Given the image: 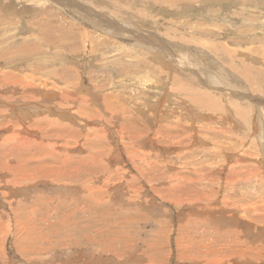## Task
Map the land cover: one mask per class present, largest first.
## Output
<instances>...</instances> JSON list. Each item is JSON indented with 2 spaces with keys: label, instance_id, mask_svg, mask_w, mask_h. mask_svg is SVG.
Listing matches in <instances>:
<instances>
[{
  "label": "rangeland",
  "instance_id": "rangeland-1",
  "mask_svg": "<svg viewBox=\"0 0 264 264\" xmlns=\"http://www.w3.org/2000/svg\"><path fill=\"white\" fill-rule=\"evenodd\" d=\"M4 1L0 264H264V0Z\"/></svg>",
  "mask_w": 264,
  "mask_h": 264
},
{
  "label": "bare ground",
  "instance_id": "bare-ground-1",
  "mask_svg": "<svg viewBox=\"0 0 264 264\" xmlns=\"http://www.w3.org/2000/svg\"><path fill=\"white\" fill-rule=\"evenodd\" d=\"M3 1H4V0H3ZM27 1H28V0H27ZM75 1H76V0H75ZM99 1H101V0H99ZM105 1H106V0H105ZM115 1H117V0H115ZM4 2H6V1H4ZM11 2H12V1H11ZM160 2H161V1H160ZM163 2H164V1H163ZM21 3H22V2H21ZM71 3H72V2H71ZM117 3H118V1H117ZM174 3H175V2H174ZM86 4H87V3H86ZM95 4H96V3H95ZM97 4H100V3H97ZM102 4H103V3H102ZM167 4H169V1H168ZM6 5H7V4H6ZM91 5H93V4H91ZM118 5H119V4H118ZM123 5H124V4H123ZM28 6H31V5L29 4ZM109 7H110V6H109ZM126 7H127V6H126ZM29 8H30V7H29ZM94 8H96V7L94 6ZM167 8H168V7H167ZM40 9H41V8H40ZM40 9H39V10H40ZM81 9L84 11V13H85L86 15H88V17L90 16V14H88V13H91V14H92V16L89 17V18L87 19L88 21H91V22L97 24V21L95 20V18H96L98 21H104V23L106 22V24H108L112 29H120V28H118V25H120V24H117L115 21H107L108 18H107L106 15H105L106 17H105V16H104V17L107 18V19H103V16H102L101 14L95 12V9H94V11H93V9L89 8L88 6L86 7V5H85V6H81ZM113 9H114V8H113ZM104 10H105V9H104ZM26 11H27V10H26ZM43 11H44V10H43ZM96 11H97V10H96ZM112 11H113V10H112ZM136 11H137V10H136ZM1 12H2V11H1ZM31 12H32V11H31ZM46 12H47V11H46ZM98 12H99V11H98ZM101 12H102V11H101ZM40 13H41V12H39V14H40ZM115 13H116V12H115ZM115 13H114V14H115ZM121 13H122V12H121ZM128 13H129V12H128ZM136 13H137V12H136ZM2 14H3V13H2ZM41 14H42V13H41ZM49 14L52 15L51 13H49ZM110 14H111V13H110ZM130 14H131V13H130ZM132 14H133V13H132ZM32 15H34V13H33ZM45 15H46V13H45ZM45 15H44V16H45ZM47 15H48V13H47ZM115 15H116V14H115ZM115 15H114V16H115ZM52 16H53V15H52ZM110 16L113 17V15H110ZM28 17H29V16H28ZM42 17H43V15L41 16V21H42V25L44 26V28H42V29H44V31H45V32H44L45 35H43V36L45 37V36L47 35V33H48V32H47L48 30L46 31L45 26H49L50 24L47 25V24H48V23H47V24L45 25V23H44V18H42ZM45 17H46V16H45ZM47 17H48V16H47ZM54 17H55V16H54ZM92 17L94 18V21H93V18H92ZM116 17H117V16H115V18H116ZM194 17H195V16H194ZM30 18H31V17H30ZM32 18H33V17H32ZM58 18H59V16H58ZM33 19H34V18H33ZM35 19H37V18H35ZM35 19H34V20H35ZM112 19H113V18H112ZM116 19H117V18H116ZM123 19H125V18L123 17ZM6 20H7V19H6ZM45 20H47V19H45ZM113 20H114V19H113ZM118 20H119V19H118ZM0 21H1V20H0ZM2 21H3V20H2ZM2 21H1L0 23H2ZM39 21H40V20H39ZM48 21H49V20H48ZM50 21H51V20H50ZM55 21L57 22V20H55ZM119 21H120V20H119ZM27 22H28V21H27ZM29 22H30V21H29ZM36 22H37V21H36ZM56 22H55V24H56ZM108 22H109V23H108ZM137 22H138V21H137ZM167 22H168V21H167ZM11 23H12V22H11ZM33 23H34V22H33ZM119 23H121V22H119ZM125 23H126V22H125ZM125 23L122 22V25L125 24ZM8 24H9V23H8ZM14 24H15V23H14ZM28 24H29V23H28ZM40 24H41V23H40ZM40 24H39V25H40ZM51 24H52V23H51ZM55 24H53V25L55 26ZM98 24H99V23H98ZM98 24H97V26H99ZM128 24H129V22H128ZM168 24H169V23H168ZM11 25H12V24H11ZM26 25H27V24H26ZM92 25H94V24H92ZM131 25H132V24H131ZM131 25H130V26H131ZM33 26H35V25H33ZM37 26H38V24H37ZM40 26H41V25H40ZM56 26H57V25H56ZM130 26H129V27H130ZM6 27H7V26H6ZM30 27H32V26H30ZM101 27H102V26H101ZM124 27H125V25H124ZM126 27H127V29L129 28L127 25H126ZM133 27H134V26H133ZM0 28H3V27H0ZM4 28H5V26H4ZM37 28H38V27H37ZM37 28H36V29H37ZM49 28H50V27H49ZM25 29H26V27H25ZM50 29H51V28H50ZM50 29H49V30H50ZM96 29L99 30L100 28L97 27ZM103 29H104V32H106L105 30H108L107 28H104V27H103L101 30H103ZM131 29H132V28H131ZM34 30H35V29H34ZM125 30H126V29H125ZM129 30H130V28H129ZM129 30H128V31H129ZM26 31H27V30H26ZM28 31H29V29H28ZM41 31H42V30H41ZM113 31H114V30H113ZM131 31H132V30H131ZM156 31H157V30H156ZM192 31H193V30H192ZM35 32H36V31H35ZM101 32H103V31H101ZM116 32H117V31H116ZM132 32H133V31H132ZM134 32H135V31H134ZM137 32H138V31H137ZM146 32H147V31H146ZM163 32H164V31H163ZM37 33H38V32H37ZM51 33H52V32H51ZM112 33H113V32H112ZM117 33H118V32H117ZM119 33H120V32H119ZM160 33H161V32H160ZM164 33H165V32H164ZM168 33H169V32H168ZM213 33H214V32H213ZM40 34H41V33H40ZM140 34H141V33H140ZM165 34H166V33H165ZM209 34H210V33H209ZM211 34H212V33H211ZM36 35H37V34H36ZM48 35H49V34H48ZM50 35H51V34H50ZM67 35H68V34H67ZM67 35H66V36H67ZM113 35H115V34H113ZM131 35H132V34H131ZM34 36H35V35H34ZM89 36H90V35H88V37H89ZM116 36H117V34H116ZM143 36H147V35H143ZM51 37H52V36H51ZM156 37H157V33H156V35H154V34L151 33V34L147 37V40H146V41L148 42V44H149L150 46H151L152 44L157 45V44L154 43V42L156 41V39H157ZM66 38H67V37H66ZM83 38H84V37H83ZM184 38H185V37H184ZM35 39H36V38H35ZM42 39H43V38H42ZM47 39H49V36H48ZM87 39H88V38H87ZM138 39H139V38H138ZM177 39H178V38H177ZM185 39H186V38H185ZM26 40H27V38H26ZM36 40H37V39H36ZM39 40H40V39H39ZM92 40H93V39H92ZM14 41H15V40H14ZM47 41H48V40H47ZM50 41H52V40H50ZM50 41H49V42H50ZM59 41H60V40H59ZM8 42H9V41H8ZM34 42H35V41H33V43H34ZM38 42H39V41H38ZM44 42H45V41H44ZM180 42H181V41H180ZM195 42H196V41H195ZM46 43H47V42H46ZM50 43H51V42H50ZM204 43H205V41H204ZM36 44H37V43H36ZM40 44H41V41H40ZM67 44H68V43H67ZM90 44H91V43H90ZM133 44H134V43H133ZM210 44H211V43H210ZM212 44H213V42H212ZM46 45H47V44H46ZM50 45H52V44H50ZM50 45H49V46H50ZM208 45H209V44H208ZM222 45H223V44H222ZM17 46H18V45H17ZM17 46H16V47H17ZM35 46H36V45H35ZM205 46H206V45H205ZM209 46H210V45H209ZM209 46H206V47H209ZM223 46H224V45H223ZM69 47H70V46H69ZM142 47H143V46H142ZM206 47H205V48H206ZM224 47H226V46H224ZM28 48H29V47H28ZM40 48H41V47H40ZM92 48H94V47L92 46ZM156 48H157V47H156ZM20 49H22V48H20ZM25 49H26V48H25ZM56 49H57V48H56ZM70 49H71V48H70ZM170 49H171V47H170ZM207 49H217V50L220 49V50H222L223 48H222L220 45L217 44V45H213L212 47L207 48ZM36 50H37V49H36ZM92 50H93V49H92ZM223 50H226V49H223ZM14 51H15V50H14ZM14 51H13V52H14ZM16 51H17V50H16ZM21 51H22V50H21ZM21 51H20V52H21ZM60 52H61V51H60ZM23 53H24V52H23ZM15 54H16V53H15ZM25 55H26V54H25ZM263 55H264V54H263ZM16 56H17V55H16ZM215 56H216V55H215ZM17 57H18V56H17ZM7 59H8V58H7ZM53 59H55V57H54ZM189 59H191V58H189ZM193 59H194V58H193ZM193 59H192V60H193ZM8 60H9V59H8ZM41 60H42V59H41ZM193 61H194V60H193ZM195 61H196V60H195ZM12 62H13V61H12ZM14 62H15V61H14ZM190 64H191V63H190ZM192 65H193V64H192ZM190 67H191V66H190ZM0 68H1V67H0ZM9 70H10V69H9ZM52 70H54V72H52V73H55V72H56L55 69H52ZM62 70H63V69H62ZM65 70H66V69H65ZM1 71H3V70H1ZM1 71H0V73H1ZM40 71H41V70H40ZM58 71H59V70H58ZM60 71H61V70H60ZM66 71H67V70H66ZM62 72H63V71H62ZM67 72H68V71H67ZM10 73H11V72H10ZM47 73H48V72H47ZM65 73H66V72H65ZM65 73H64V74H65ZM69 73H70V72H69ZM35 74H36V73H35ZM57 74H58V73H57ZM60 74H61V73H60ZM70 74H71V73H70ZM72 74H73V73H72ZM5 75H6V74H5ZM20 75H21V74H20ZM31 75H32V74H31ZM55 75H56V74H55ZM77 75H78V74H76V76H77ZM12 76H13V75H12ZM16 76H17V74H16ZM22 76H23V75H22ZM67 76H68V75H67ZM76 76H75V78H76ZM79 76H80V75H79ZM210 76H211V75H210ZM213 76H214V75H213ZM7 77H8V74H7ZM45 77H46V76H45ZM63 77H66V75H65V76L63 75ZM208 77H209V76H208ZM5 78H6V77H5ZM10 78H11V77H10ZM38 78H39V77H38ZM55 78H56V77H55ZM84 78H85V77H84ZM162 78H163V77H162ZM209 78H211V77H209ZM252 78H253V77H252ZM254 78H255V77H254ZM18 79H19V78H18ZM26 79H27V78H26ZM26 79H25V81H26ZM58 79H59V78H58ZM81 79H82V78H81ZM85 79H86V78H85ZM7 80H9V78H7ZM22 80H24V79L22 78ZM42 80H43V79H42ZM46 80H47V79H46ZM56 80H57V79H56ZM78 80H79V79H78ZM96 80H97V79H96ZM254 80H255V79H254ZM99 81H100V80H99ZM99 81L97 80V82H99ZM7 82H9V81H7ZM23 82H24V81H23ZM43 82H44V81H43ZM52 82H53V81H52ZM80 82H81V81H80ZM80 82H77V83H80ZM1 83H2V82H1ZM1 83H0V84H1ZM5 83H6V79H5ZM24 83H25V82H24ZM50 83H51V82H50ZM101 83H102V82H101ZM202 83H203V82H202ZM8 84H9V83H8ZM51 84H52V83H51ZM53 84H54V83H53ZM89 84H90V82H89ZM103 84H104V83H103ZM3 85H4V84H3ZM3 85H2V86H3ZM19 85H20V84H19ZM28 85H29V84H28ZM33 85H34V87H35V84H33ZM43 85H44V84H43ZM55 85H56V84H55ZM66 85H67V84H66ZM66 85H65L64 88H63L64 91L62 90V91L64 92V94H65V91H66V93H67V91H68V86H66ZM71 85H73V84H71ZM77 85H79V84H77ZM95 85H97V84H95ZM100 85H101V84H100ZM104 85L106 86V84H104ZM4 86H5V85H4ZM9 86H10V85H9ZM21 86H22V85H21ZM21 86H20V87H21ZM41 86H42V85H41ZM143 86H144V85H143ZM146 86H147V85H146ZM23 87H24V86H23ZM29 87H30V86H29ZM37 87H38V86H37ZM91 87H92V86H91ZM16 88H17V87H16ZM72 88H73V87H72ZM77 88H78V87H77ZM80 88H81V87H80ZM92 88H93V87H92ZM97 88H98V87H97ZM97 88H96V90L99 91L100 89H97ZM101 88H104V87L102 86ZM105 88L107 89L108 86L105 87ZM105 88H104V89H105ZM19 89H20V88H19ZM32 89H34V88L32 87ZM40 89H41V88H40ZM60 89H61V88H60ZM74 89H76V88L74 87ZM74 89H73V90H74ZM84 89H85V88H84ZM104 89H103V91H104ZM11 90H13V89H11ZM20 90H21V89H20ZM26 90H27V89H26ZM48 90H49V89H48ZM53 90H54V89H53ZM57 90H58V89H57ZM69 90H70V89H69ZM73 90H71V91L73 92ZM79 90H80V89H79ZM107 90H108V89H107ZM6 91H7V90H6ZM46 91H47V90H46ZM46 91H45V92H46ZM55 91H56V90H55ZM62 91H61V92H62ZM74 91H76V90H74ZM92 91L95 92V88H93V90H91V94H92ZM98 91H97V92H98ZM108 91H109V90H108ZM7 92H9V91H7ZM77 92H78V91H77ZM79 92H80V91H79ZM97 92H95V93H97ZM105 92H106V91H105ZM113 92H114V91H113ZM5 93H6V92H5ZM9 93H10V92H9ZM55 93L58 94V91L55 92ZM73 93H74V92H73ZM82 93H83V92H82ZM87 93H88V92H87ZM2 94H3V93H2ZM41 94H42V93H41ZM59 94H60V93H59ZM61 94H62V93H61ZM67 94H68V93H67ZM71 94H72V93H71ZM71 94H70V95H71ZM0 95H1V94H0ZM8 95L10 96V94H8ZM13 95L16 96V93L14 92ZM54 95H55V94H54ZM114 95H115V94H114ZM114 95H113V97H114ZM5 96H6V95H5ZM56 96H57V95H56ZM56 96H55V97H56ZM59 96H60V95H59ZM73 96H75V94H73ZM111 96H112V95H111ZM191 96H192V95H191ZM17 97H18V96H17ZM24 97H25V96H24ZM24 97H23V99H24ZM77 97H79V96L76 95V99H77ZM115 97H116V96H115ZM8 98H9V97H8ZM11 98H13V97L11 96ZM11 98H10V99H11ZM62 98H63V96H61V100H62ZM64 98H65V96H64ZM64 98H63V99H64ZM68 98H69V101L72 100V99H70V97H68ZM68 98L66 97L67 100H68ZM81 98H82V97H81ZM102 98L104 99V97H102ZM105 98H106V97H105ZM10 99H9V100H10ZM18 99H19V98H18ZM26 99H27V98H26ZM28 99H29V98H28ZM59 99H60V98H59ZM78 99L81 100L80 97H79ZM78 99H77V100H78ZM5 100H6V99H5ZM13 100H14V99H13ZM19 100H20V99H19ZM29 100H30V99H29ZM31 100H32V99H31ZM79 100H78V101H79ZM82 100H83V101H82L81 103H85V102H84V98H83ZM106 100H107V99H106ZM109 100H110V99H109ZM109 100H107V101H101L102 103L106 102V104H105V106H104L105 109H106L107 111L112 112V113H116V111H118L117 113H119V112H120V109H121V106H119V108H118V106H115L116 104H115V105H114V104H111V103L113 102L112 100H110V101H109ZM10 101H11V100H10ZM22 101H23V100H22ZM25 101H26V100H25ZM32 101H33V100H32ZM32 101H31V102H32ZM37 101H38V100H37ZM63 101H64V100H63ZM63 101H62V102H63ZM86 101L88 102V97H87V100H86ZM111 101H112V102H111ZM188 101H189V100H188ZM198 101H199V100H198ZM20 102H21V101H20ZM58 102H61V101H58ZM62 102H61V103H62ZM73 102H74V99H73ZM9 103H10V102H9ZM12 103H13V102H12ZM23 103H24V101H23ZM23 103L21 102V104H23ZM63 103H64V102H63ZM78 103L80 104V102H78ZM113 103H115V102H113ZM64 104H65V103H64ZM64 104H62V106H64ZM73 104H74V103H73ZM197 104H198V103H197ZM10 105H11V104H10ZM60 105H61V104H60ZM74 105H75V104H74ZM178 106H179V105H178ZM4 107H5V106H4ZM28 107H29V106H28ZM5 108H7V106H6ZM15 108H16V109H15ZM20 108H22V107H20ZM35 108H36V107H35ZM35 108H34V109H35ZM40 108H41V107H40ZM70 108H71V107H70ZM73 108H74V107H73ZM73 108H72V109H73ZM83 108H84V107H83ZM0 109H1V108H0ZM60 109H62V108H60ZM75 109H76V108H75ZM86 109H87V108H86ZM97 109H98V108H97ZM105 109H104V110H105ZM122 109H123V108H122ZM3 110H4V109H3ZM9 110H10V113H11V114H16V115H17V111H19V110L17 109V107H15V106H11V107H9ZM58 110H59V109H58ZM82 110H84V109H82ZM99 110H100V109H99ZM150 110H151V109H149V111H150ZM59 111H60V110H59ZM59 111H58V112H59ZM74 111H75V110H74ZM74 111H72V112H74ZM80 111H81V110H80ZM89 111H90V110H89ZM91 111H92V110H91ZM146 111L148 112V108H147ZM8 112H9V111H8ZM19 112H20V111H19ZM21 112H22V111H21ZM25 112H26V111H25ZM62 112H63V111H62ZM84 112H85V111H84ZM96 112H97V111H96ZM96 112H95V113H96ZM123 112H125V111H123ZM77 113H78V110H77ZM81 113H83V112L81 111ZM85 113H86V112H85ZM87 113H88V112H87ZM87 113H86V115H87ZM89 113H90V112H89ZM95 113H94V114H95ZM97 113H98V112H97ZM117 113H116V114H117ZM148 113H149V112H148ZM55 114H56V112H55ZM73 114H74V113H73ZM91 114H93V112H92ZM0 115H1V114H0ZM3 115H4V114H3ZM8 115H9V114H8ZM16 115H15V116H16ZM35 115H36V114H35ZM57 115H58V114H57ZM96 115H97V114H96ZM113 115H115V114H113ZM30 116H32V115H30ZM79 116H80V114H79ZM79 116H77V117H79ZM87 116H88V115H87ZM87 116H86V117H87ZM92 116H93V115H92ZM99 116H101V115H99ZM4 117H6V116H3V119H4ZM28 117H29V115H28ZM28 117H27V118H28ZM69 117H70V116H69ZM83 117H85V116H83ZM83 117H82V118H83ZM116 117H117V116H116ZM34 118H35V117H34ZM43 118H44V120H46V121H44ZM53 118H54V117H53ZM56 118H57V117H56ZM72 118H73V117H72ZM79 118H80V117H79ZM89 118H90V117H89ZM96 118H97V116H96ZM122 118H123V117H122ZM36 119H37V118H36ZM85 119H86V118H85ZM13 120H14V119H13ZM39 120H40V122H41L39 126L42 128V130H43V129L45 130L46 128H48V129L51 131V133L53 132V133H55L57 136H59V137H63V136H61V135L59 134L60 131L58 132V128L60 127V124H58L59 122L57 123V121H54L53 119L49 118L48 116H44V115H43L42 118H40ZM74 120L77 121L76 119H74ZM82 120H83V119H82ZM2 121H3V120H2ZM15 121H16V120H15ZM87 121H88V120H87ZM27 122H28V121H27ZM36 122H37V121H36ZM45 122H47V123H45ZM78 122H79V121H78ZM83 122H84V121H83ZM88 122H89V121H88ZM60 123H61V122H60ZM37 124H38V123H37ZM37 124H36V125H37ZM63 124H64V123H63ZM79 124H80V123H79ZM61 125H62V124H61ZM64 125H65V124H64ZM67 125H68V123H67ZM14 126H15V125H14ZM30 126H31V125H30ZM65 126H66V125H65ZM65 126H62V127H65ZM123 126H124V125H123ZM67 127H68V126H67ZM67 127H66V128H67ZM4 128H5V127H4ZM21 128H22V127H21ZM21 128H20V129H21ZM31 128H32V126H31ZM31 128H30V130H31ZM1 129H2V128H1ZM69 129H70V127H69ZM26 130H27V129H26ZM40 130H41V129H40ZM93 130H94V129H93ZM67 131L70 132L69 130H66L65 133H66ZM79 131H80V130H79ZM79 131H78V132H79ZM89 131H90V130H89ZM24 132H25V130H24ZM28 132H29V131H28ZM33 132H34V131H33ZM41 132H42V131H41ZM43 132H44V131H43ZM99 132H100V131H99ZM46 133H47V132H46ZM48 133H49V132H48ZM100 133H101V132H100ZM12 134H13V133H12ZM55 134H54V135H55ZM74 134H75V133H74ZM79 134H80V133H79ZM101 134H102V133H101ZM43 135H44V134H43ZM49 135H50V133H49ZM54 135H53V136H54ZM69 135H70V134H69ZM71 135H72V134H71ZM83 135H84V134H83ZM83 135H81V137H82ZM86 135H87V134H86ZM86 135H85V137H86ZM90 135H91V134H89V136H90ZM22 136H23V135H22ZM47 136H48V135H47ZM57 136H56V137H57ZM91 136H92V135H91ZM11 137H12V136H11ZM32 137H33L32 135H26V134H25V136H24L23 138H24L25 140L35 141ZM48 137H49V136H48ZM83 137H84V136H83ZM94 137H95V136H93L92 138L94 139ZM12 138H13V137H12ZM69 138H71V137H69ZM74 138H76V137H74ZM79 138H80V137H79ZM92 138H90V139H92ZM97 138H99V134H98ZM100 138H101V137H100ZM6 139H7V138H6ZM22 140H23V139H22ZM62 140H63V139H62ZM67 140H69V139H67ZM96 140H97V139H96ZM19 141H20V140H19ZM20 142H21V141H20ZM30 143H31V142H30ZM32 143H33V142H32ZM35 143H36V142H35ZM42 143H43V142H42ZM44 144H45V143H44ZM41 145H43V144H41ZM19 146H20V145H19ZM43 146H44V145H43ZM50 146H53V145H50ZM50 146L46 147V149L49 148ZM101 147H102V146H101ZM43 148H44V147H43ZM54 148H56V147H54ZM97 150H98V149H97ZM55 151H56V150H55ZM55 151H54L53 153H56V154L59 153V152H55ZM44 152H45V151H44ZM44 152H43L42 154H44ZM45 153H46V152H45ZM51 153H52V152H51ZM21 154H22V153H21ZM42 154H41V155H42ZM46 154H47V153H46ZM56 154H55V155H56ZM97 154H98V153H97ZM99 154H100V152H99ZM47 155H49V154H47ZM57 155H58V154H57ZM65 155H66V154H65ZM100 155H101V154H100ZM50 156L55 157V156H53V155H50ZM93 156H94V155H93ZM98 156H99V155H98ZM115 156H116V155H115ZM28 157H29V156H28ZM52 157H51V158H52ZM56 157H57V156H56ZM18 158H19V157H18ZM49 158H50V157H49ZM91 158H92V156H91ZM53 159L56 160V158H53ZM98 159H99V158H98ZM101 159H102V158H101ZM129 159H130V158H129ZM143 159H144V158H143ZM47 161H48V160H47ZM49 161H50V160H49ZM52 161H54V160H52ZM63 161H64V160H63ZM50 163H51V162H50ZM50 163H49V165H50ZM104 163H105V162H104ZM49 167L52 168L51 165H50ZM54 167H55V166H54ZM54 169H56V168H54ZM59 169H60V168H59ZM38 171H40L41 173H44L43 170H38ZM46 171H48V170L46 169ZM21 174H23V175L25 174L26 176H22V177L20 176V177H17V178L14 179V181H16V179H18V178H26L27 176L33 177V175H34V173L31 174V172H29V171L26 172V173L23 172V173H21ZM45 174H46V173H45ZM19 175H20V174H19ZM35 177H36V176H35ZM43 177H44V176H43ZM15 183H16V182H15ZM81 184H82V183H81ZM81 197H82V196H81ZM194 202H195V201H194ZM149 206H150V205H149ZM28 222H29V221H28ZM21 225H22V224H21Z\"/></svg>",
  "mask_w": 264,
  "mask_h": 264
}]
</instances>
